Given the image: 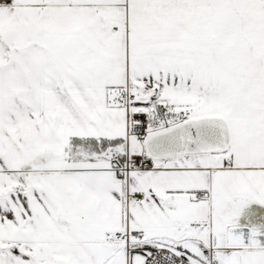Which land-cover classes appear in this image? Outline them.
Here are the masks:
<instances>
[{
    "label": "snow or ice",
    "instance_id": "snow-or-ice-1",
    "mask_svg": "<svg viewBox=\"0 0 264 264\" xmlns=\"http://www.w3.org/2000/svg\"><path fill=\"white\" fill-rule=\"evenodd\" d=\"M0 264H264V0H0Z\"/></svg>",
    "mask_w": 264,
    "mask_h": 264
}]
</instances>
